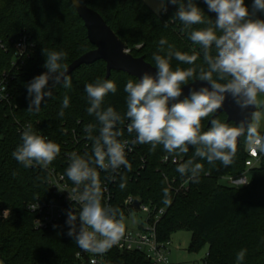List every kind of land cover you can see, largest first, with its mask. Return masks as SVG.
<instances>
[{
	"label": "trees",
	"instance_id": "obj_1",
	"mask_svg": "<svg viewBox=\"0 0 264 264\" xmlns=\"http://www.w3.org/2000/svg\"><path fill=\"white\" fill-rule=\"evenodd\" d=\"M194 2L204 11L206 21L215 19L216 13L209 12L204 0ZM80 3L99 13L134 57H144L154 66V54L167 57L169 51H179L198 58L189 65L173 55L170 60L173 70L192 68L197 75L200 68L207 70L202 49L189 39L191 29L184 30V25L175 18L178 4L167 2L164 5L167 10L163 8L157 13L144 0H81ZM245 5L249 9L248 0ZM261 13L264 19V12ZM208 26L205 23L192 28ZM25 36L32 47L19 57L16 45ZM161 39L167 43L160 45ZM0 42L6 47L0 49V81L7 76L11 92L9 103L0 102V263L77 264L76 254L81 248L74 237L67 235L69 226L38 230L34 216L28 211L30 202L51 197L48 174L39 168L25 167L12 153L22 143L21 134L30 125L38 135L60 145L61 151L51 165L61 168L67 155L76 153L77 149L81 151L82 143L77 145L75 136L87 137L85 125H95L92 135L99 134V122L87 112L90 105L85 85L97 78L115 82L117 92L105 97L103 107L112 106L123 115L127 110L124 86L128 80L136 79L122 72H112L106 79V64L102 61L81 66L69 76L70 87L57 85L52 89L53 96L44 98L39 112H29L27 84L46 71L43 48L67 53L62 61L67 66L94 49L84 22L72 0H0ZM212 55L215 56L214 47ZM213 76L215 79V74ZM65 96L69 98V107L64 108V115L60 116ZM258 113L264 117V103ZM217 118L234 124L227 121L225 114ZM210 119L203 121L204 130L211 126ZM129 122L125 120L119 125L124 130L119 138L122 141L135 138V133L127 132ZM258 131L264 135V131ZM88 141L90 151H82L80 156L91 155L93 141ZM248 148L243 136L237 142L233 163L225 167L219 161L209 164L195 157L191 146L186 154L169 155L162 145H157L153 151L149 144H136V152L130 160L131 171L126 169L115 186L114 207L124 215V202L132 196L157 211L165 209L158 226L159 239L171 242L174 234L190 232L191 253L208 249L205 264H264V153L260 165L251 170L248 187L237 190L227 187L223 181L246 171ZM166 156L168 161H165ZM189 159L203 166L198 182L190 178L191 173L182 175L177 171L178 166ZM186 181V188L181 189ZM121 183L125 185L123 188L119 186ZM241 249L247 251L244 260L238 262L236 254ZM110 256V264H152L141 253L112 249Z\"/></svg>",
	"mask_w": 264,
	"mask_h": 264
},
{
	"label": "clouds",
	"instance_id": "obj_2",
	"mask_svg": "<svg viewBox=\"0 0 264 264\" xmlns=\"http://www.w3.org/2000/svg\"><path fill=\"white\" fill-rule=\"evenodd\" d=\"M80 2L75 0L77 6ZM168 2L179 5L175 18L184 25V30L191 29L189 39L202 49L208 68H200L198 75L192 68L173 70L170 64L173 55L176 60L189 65L194 64L198 57L179 51H169L167 57L154 54L155 75L145 72L140 78L126 82L127 110L123 115L112 106L103 107L105 97L117 92L115 82L97 78L85 85L90 105L87 112L99 122V134L92 135L95 125H85L87 138L93 141L92 153L85 156L71 153V162L66 169V176L76 186L74 191L80 190L76 202L81 205L79 214L71 210L67 213V235L74 237L77 246L85 252L103 255L119 244L125 233L120 210L102 203L106 188H102L97 170L116 173L124 167L131 171L132 165L125 151L129 141L119 139L124 135L119 125H123L125 120L130 121L126 125L127 132L136 134L131 142L133 145L149 144L153 151L157 145H162L169 155L186 154L191 146L195 157L209 164L219 161L227 167L233 163L241 136H246L253 154L264 153V135L251 122L260 119V113L256 111L251 113V120L247 123L242 121L235 125L212 118L207 130L203 124L223 106L227 95H231L241 109H246L256 106L258 95L264 94V19H253L245 0H204L209 12L216 13L214 20L209 18L207 21L204 11L194 0ZM252 8L264 12V0H254ZM205 23L209 24L206 28H192ZM159 43L164 45L167 41L161 39ZM213 47L215 56L212 55ZM42 51L46 57V71L27 84L29 112H39L42 101L53 96L52 89L57 85L71 86L68 66L62 63L67 53L44 48ZM190 80L191 83L207 82L209 87L190 89V95L179 100L182 87L190 84ZM67 107L69 98L65 96L60 116L64 115L63 109ZM21 141L12 156L25 167L34 163L47 167L61 151L59 144L38 135L30 125L22 132ZM202 168V164L189 159L181 163L177 171L182 175L191 173L190 178L198 182ZM119 186L123 188L125 185L121 183ZM246 251L241 249L236 254L238 262L244 260Z\"/></svg>",
	"mask_w": 264,
	"mask_h": 264
},
{
	"label": "built area",
	"instance_id": "obj_3",
	"mask_svg": "<svg viewBox=\"0 0 264 264\" xmlns=\"http://www.w3.org/2000/svg\"><path fill=\"white\" fill-rule=\"evenodd\" d=\"M29 47H32L29 39L26 36L21 38L16 45L17 55L23 57L27 53ZM0 49H6L5 45L1 42ZM10 100L11 92L9 90V79L7 76H4L0 81V102L9 103ZM134 139H124L129 141L128 147L125 150L126 158L129 162L136 152V145L131 143ZM75 142L77 145L82 143L81 151L77 149L76 153L78 155H80L82 151H90L91 143L88 141L87 137L82 138L81 136H75ZM261 160L262 153L257 152L253 154L249 147L246 171L240 175L224 178V184L229 188L237 190L248 187L251 183V170L258 167ZM165 161H168V157ZM70 162V155H67L66 163L63 164L61 168L52 166L51 164L44 167L43 165L34 163L33 166H31L39 168L48 174V188L51 194L50 198H37L28 205V211L34 216V226L38 230H51L61 225L68 226L66 224L67 213L71 210L79 214L81 205L76 201L78 200L80 190L74 191L76 186L66 176V169ZM174 162H177V159H175ZM97 170L100 172L102 188H106V191L103 192L102 203L114 207L115 186L117 185L119 177L126 169L121 167L116 173L110 171L104 172L100 169ZM187 184V181L183 182L180 186L181 189H185ZM136 201H139V207H135ZM123 207L125 210L123 222L127 224H125V233L119 244L113 246L103 255L85 252L80 249L76 254L77 264H110V251L112 249H116L121 253H141L151 261L152 264H170L169 247L171 242L161 241L158 235V226L166 210L160 209L157 211L152 205H147L132 196L125 200ZM137 212L145 215L141 223H137L133 219V214ZM78 229L79 219H77V230Z\"/></svg>",
	"mask_w": 264,
	"mask_h": 264
},
{
	"label": "water",
	"instance_id": "obj_4",
	"mask_svg": "<svg viewBox=\"0 0 264 264\" xmlns=\"http://www.w3.org/2000/svg\"><path fill=\"white\" fill-rule=\"evenodd\" d=\"M248 2L250 13H253V19H262V13L260 11H254L252 8L254 0H248ZM72 3L78 16L84 22L88 40L94 49L82 55L68 66L67 74L69 76L81 66H92L100 61L106 64V79L110 78L112 72L126 73L135 79L140 78L145 72L155 75L156 69L154 66L148 63L144 57H134L128 50L127 45L107 25L99 13L82 3L77 6L75 0H72ZM201 87H209V85L204 81H195L183 86L182 95L178 99L183 100L188 97L190 95V89L199 90ZM258 110L257 105L241 109L234 98L231 95H227L223 106L217 110L211 119L225 114L228 122L238 125L242 121L246 123L250 122L251 113L254 111L258 112ZM251 122L254 123V120ZM242 137H239L237 142ZM139 206V201H136L135 207Z\"/></svg>",
	"mask_w": 264,
	"mask_h": 264
},
{
	"label": "rangeland",
	"instance_id": "obj_5",
	"mask_svg": "<svg viewBox=\"0 0 264 264\" xmlns=\"http://www.w3.org/2000/svg\"><path fill=\"white\" fill-rule=\"evenodd\" d=\"M155 12L160 13L168 0H144ZM159 9V11H157ZM264 103V94H259L257 97V107L260 109ZM254 124L258 130L264 131V117L260 116L259 121L254 120ZM143 213H134L133 219L137 223H141L144 218ZM127 224V223H124ZM192 240V234L187 231H180L172 236L169 247L170 264H205L204 259L208 249H204L199 253H191L189 251Z\"/></svg>",
	"mask_w": 264,
	"mask_h": 264
}]
</instances>
